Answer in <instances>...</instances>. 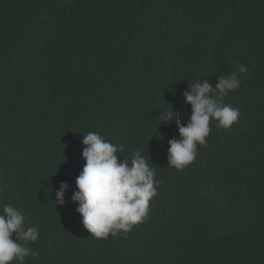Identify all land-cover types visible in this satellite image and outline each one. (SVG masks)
<instances>
[{
	"label": "trees",
	"instance_id": "1",
	"mask_svg": "<svg viewBox=\"0 0 264 264\" xmlns=\"http://www.w3.org/2000/svg\"><path fill=\"white\" fill-rule=\"evenodd\" d=\"M179 1L189 7L173 25ZM126 11L147 14L154 28L124 78L95 73L88 86L66 83L73 80L64 64L68 45L108 29ZM207 38L226 56L243 50L248 71L223 98L240 117L230 129L210 125L196 160L177 170L163 157L165 144L180 137L176 119L160 125L158 116L173 106L187 126L192 109L183 93L196 77L187 74L191 68L182 79L148 71L182 42ZM0 95L18 98L28 111L18 109L45 115L55 127L54 139L30 147L24 144L30 120L17 131L0 128V212L11 204L26 226L39 229L38 240L26 245L36 256L23 264H264V0H0ZM71 126L98 130L122 146L120 160L139 150L156 167L157 196L130 232L96 239L75 192L59 204L58 191L27 183L75 144Z\"/></svg>",
	"mask_w": 264,
	"mask_h": 264
},
{
	"label": "clouds",
	"instance_id": "2",
	"mask_svg": "<svg viewBox=\"0 0 264 264\" xmlns=\"http://www.w3.org/2000/svg\"><path fill=\"white\" fill-rule=\"evenodd\" d=\"M179 4V19L173 25L181 22L189 7L180 1ZM112 22L108 29H100L88 38L68 45V50L65 49L68 58L64 57V64L73 80H66V83L75 81L88 86L87 82L95 73H103L105 79L113 81L124 78L131 62L145 48L154 28L153 22L147 14L136 11H126ZM216 43L214 38L197 44L182 42L179 44L181 49L174 50L165 63L154 65L148 71V76L163 69L167 71L163 72L166 76L175 79H182L187 74L196 77L189 90L183 93L192 109L187 126L183 125L173 106L171 110L159 112L160 125H168L175 118L179 129L180 137L170 140V147L165 144L163 153L171 168L183 170L196 160L198 146L204 145L210 135V125L230 129L240 117L239 109L224 104L223 98L239 89L241 76L248 71L242 63L243 50L226 56L216 51ZM189 68L190 72L184 74ZM197 77L201 79L197 81ZM17 99L0 95V128L17 131L25 120H30L25 145L30 147L42 139H54L52 120L44 119L45 115L36 118L22 108L18 109L17 106H21L27 110L21 101L16 102ZM34 101L38 105L43 103L40 99ZM69 130L75 136V144L68 145L54 165L25 182L58 191L56 203L59 204L65 202V196L75 192L73 201L79 205L77 211L82 215L86 229L96 239H106L109 234L116 236L121 231L130 232L133 226L147 218L150 202L157 196L156 167L139 150H133L130 161L124 157L118 159L123 147L113 145L98 130L83 132L72 126ZM26 153L27 150L22 154L26 157ZM38 238L39 229L26 226L25 214L19 208L11 204L3 206L0 212V264H13L14 261L23 264L26 257H35L36 253L26 245Z\"/></svg>",
	"mask_w": 264,
	"mask_h": 264
}]
</instances>
